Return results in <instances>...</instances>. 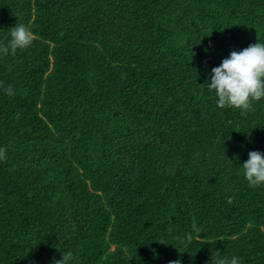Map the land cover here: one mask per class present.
<instances>
[{
  "label": "trees",
  "instance_id": "trees-1",
  "mask_svg": "<svg viewBox=\"0 0 264 264\" xmlns=\"http://www.w3.org/2000/svg\"><path fill=\"white\" fill-rule=\"evenodd\" d=\"M17 23L37 39L0 54V264H264L242 171L264 100L241 116L207 87L264 42V0H0V43Z\"/></svg>",
  "mask_w": 264,
  "mask_h": 264
},
{
  "label": "clouds",
  "instance_id": "clouds-1",
  "mask_svg": "<svg viewBox=\"0 0 264 264\" xmlns=\"http://www.w3.org/2000/svg\"><path fill=\"white\" fill-rule=\"evenodd\" d=\"M36 39L29 27L17 23L9 30L7 42L0 43V54L15 56L18 51L30 48ZM207 87L214 93L218 109L238 110L241 116H247L254 110L256 103L264 100V42H257L240 51H231L218 67L211 70ZM3 90L8 96L15 95L11 85ZM6 158V149L0 148V161ZM242 171L250 188L264 186V154L249 152ZM226 202L231 204L233 197H229ZM74 258L73 252L68 251L61 254V259L55 264H71ZM170 264L180 262L172 261ZM210 264H240V261L236 256H221L220 252H215L210 258Z\"/></svg>",
  "mask_w": 264,
  "mask_h": 264
}]
</instances>
